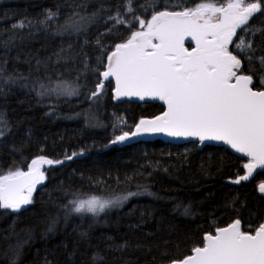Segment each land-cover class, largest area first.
<instances>
[{
    "label": "trees",
    "instance_id": "obj_1",
    "mask_svg": "<svg viewBox=\"0 0 264 264\" xmlns=\"http://www.w3.org/2000/svg\"><path fill=\"white\" fill-rule=\"evenodd\" d=\"M227 2L133 0V14L150 19L166 4L172 10ZM118 12L131 15L125 0H0V174L27 171L40 156L54 161L42 169L45 179L31 203L18 211L0 208V264H170L202 247L216 228L239 219L241 230L253 234L264 221L257 192L264 172L234 183L246 161L228 150L112 143L164 111L159 103L115 102L111 82L92 95L104 53L130 35L128 25L109 20ZM69 17L93 19L70 33L62 27ZM247 27L255 36L241 30L237 36L253 40L252 61L232 45L230 51L241 60L239 72L253 75L254 90H264V11ZM66 88L75 94H63ZM92 197L113 203L98 215L73 210Z\"/></svg>",
    "mask_w": 264,
    "mask_h": 264
},
{
    "label": "snow or ice",
    "instance_id": "obj_2",
    "mask_svg": "<svg viewBox=\"0 0 264 264\" xmlns=\"http://www.w3.org/2000/svg\"><path fill=\"white\" fill-rule=\"evenodd\" d=\"M125 2L126 13L131 15L118 12L109 20L128 25L130 35L104 53L100 61L104 70L98 75L106 81L114 79L117 99L150 97L163 101L167 110L152 119H140L135 131L116 135L112 143L154 133L197 138L200 142L219 141L248 158L243 165L247 174L234 183L248 180L258 168L264 170V90H254L253 75L239 72L241 60L229 50L232 45L238 54L252 61L253 40L246 42L244 35L255 36L247 26L254 14L264 11V0H229L220 6L197 3L194 8L176 4L171 5L172 10H167L170 5L166 4V10H154L150 19L133 14V0ZM54 15L49 13L48 19ZM92 19L80 17L73 21L69 17L62 27L65 32L80 33ZM136 26L138 30H133ZM238 29L244 35L238 37ZM189 38L195 42L191 50L185 47ZM96 43L104 48L99 38ZM259 59L264 69V57ZM260 82L264 85V76ZM103 88V81H98L92 95H98ZM64 94L73 95L75 89L66 88ZM53 163L40 156L31 160L27 171L0 174V208L18 211L31 203L33 191L45 179L42 166ZM258 188L264 193V183ZM112 203L92 197L76 202L73 210L96 214ZM202 244L173 264H264V223L252 234L242 231L237 219L227 227L216 228L215 234H205Z\"/></svg>",
    "mask_w": 264,
    "mask_h": 264
},
{
    "label": "water",
    "instance_id": "obj_3",
    "mask_svg": "<svg viewBox=\"0 0 264 264\" xmlns=\"http://www.w3.org/2000/svg\"><path fill=\"white\" fill-rule=\"evenodd\" d=\"M218 6H220V5H218ZM185 47L186 48L190 47L189 50H191L193 47H195V42L194 41H190V38L186 39L185 40ZM101 81H103V83L111 82L113 84L112 95H113V100L115 102L127 101V102H133V103H138V104H141V103H159V104H161L163 106L164 111L167 110V105L163 101H160L158 99H153V98H150V97H145L144 100H140L138 97H121L120 99H117L115 97V81H114V79H111L110 81H106L101 76ZM161 114H159V115H161ZM147 119H152V118H147ZM139 121L137 122V124L139 123ZM132 131H135V127L132 129ZM154 141H160V142H163V143H166V144H170V145H174V146H181V145H186V144H190V143H196L197 146H198V149H202L205 146L220 147V148H224V149L228 150L232 155L236 156L237 158L244 159L246 161V163L248 162V158L243 157L241 153L235 152L234 149H231L229 146L223 144V142H219V141H204V142H200V141H198L197 138H187V139H185V138L170 137V136H167L166 134H163V133L144 134V135H141V136L131 137L129 140L124 141V142L115 143V145H118V146H129V145H132V144L150 143V142H154ZM46 166H48V165H43L42 169L44 167H46ZM261 172H264V170L258 168V169H256L253 172V174L251 175V177L248 180H243V181L247 182L250 179H252L254 175H256L257 173H261ZM246 174H247V170L244 169V175H246ZM260 184H258V186ZM258 186H257V192H258V194L260 196H262L264 198V193H261L259 191ZM263 223H264V221H263ZM191 254H192V252H191ZM170 264H173V262L170 263Z\"/></svg>",
    "mask_w": 264,
    "mask_h": 264
},
{
    "label": "rangeland",
    "instance_id": "obj_4",
    "mask_svg": "<svg viewBox=\"0 0 264 264\" xmlns=\"http://www.w3.org/2000/svg\"><path fill=\"white\" fill-rule=\"evenodd\" d=\"M245 2L247 3V0H245ZM224 4H226V3H224ZM218 6V5H217ZM64 91V90H63ZM62 91V93L64 94V92ZM100 104L99 103H97L95 106L96 107H98ZM40 184H42V183H40ZM40 184H38L37 186H36V188L40 185ZM35 188V189H36ZM90 199V198H89ZM86 200H88V199H86ZM101 200V199H100ZM108 209V208H107ZM84 213H89V212H84ZM100 213V212H99ZM102 213V212H101ZM91 215H98V213H96V214H93V213H90Z\"/></svg>",
    "mask_w": 264,
    "mask_h": 264
},
{
    "label": "flooded vegetation",
    "instance_id": "obj_5",
    "mask_svg": "<svg viewBox=\"0 0 264 264\" xmlns=\"http://www.w3.org/2000/svg\"><path fill=\"white\" fill-rule=\"evenodd\" d=\"M231 46V45H230ZM230 46H229V50H230ZM188 49H190V47H187Z\"/></svg>",
    "mask_w": 264,
    "mask_h": 264
}]
</instances>
